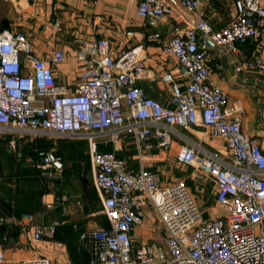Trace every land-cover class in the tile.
<instances>
[{
    "label": "built area",
    "instance_id": "2783aa9c",
    "mask_svg": "<svg viewBox=\"0 0 264 264\" xmlns=\"http://www.w3.org/2000/svg\"><path fill=\"white\" fill-rule=\"evenodd\" d=\"M131 1L142 19L186 24L176 25L174 35L163 41L155 36L164 53L177 61L175 72L162 75L169 104L148 96L138 84L154 77L141 47L119 51L101 37L79 41L69 50L55 45L43 56L26 32L0 30V137L9 136L13 148L24 137L88 142L94 185L109 222L80 235L89 264H264V151L243 130L241 102L230 105L208 65V43L238 52V44L252 40L254 54L236 71L264 77V3L234 0L233 20L217 31L199 12V0ZM60 24L56 19L54 25ZM68 56L82 66L71 90L59 85L55 74ZM179 128L204 129L226 144L230 161L193 143L178 153L180 164L214 183L219 214L205 218L183 182L164 183L158 173L144 168L133 173L124 159L101 149L105 143L120 149L132 135L138 145L157 138L156 146L167 151ZM54 151H38L39 169L58 171L60 158ZM150 213L161 225L164 245L135 234ZM23 218L32 220L29 214ZM6 223L0 210V264H59L45 255L8 256ZM59 224L35 226L32 239L54 235Z\"/></svg>",
    "mask_w": 264,
    "mask_h": 264
},
{
    "label": "crops",
    "instance_id": "0c3cea01",
    "mask_svg": "<svg viewBox=\"0 0 264 264\" xmlns=\"http://www.w3.org/2000/svg\"><path fill=\"white\" fill-rule=\"evenodd\" d=\"M169 1L175 2V0ZM262 2L264 3V0ZM198 10L217 31L230 24L236 13L234 0H199ZM56 19L61 22L58 28L54 25ZM176 25L186 27V24L180 20L165 19L152 23L140 18L137 15V3L131 0H98L97 2L0 0V30L26 32L33 38L37 51L43 56L55 45L64 46L69 50L70 47H76L79 41H91L101 37L109 38L115 49L119 51L141 47V53L145 57L144 64L153 71L154 77L139 81L138 84L148 96L164 105L169 104L170 91L169 86L162 81V75L169 71L175 72L177 61L164 53L162 43H159L155 36L159 35L162 41L170 38L174 35ZM200 43H203L202 37ZM238 48V52H232L228 48L208 43V65L211 68L213 80L227 92L230 105L232 106L237 101L241 102L243 130L247 135L256 137L264 151V77L236 71L239 64L252 57L255 44L249 40L238 44ZM81 67L74 57L68 56L67 60L55 69L59 85L70 90L74 89L71 85ZM259 111L260 118L258 119L257 112ZM2 138L0 137V145L4 142ZM36 141V139L24 137L19 139L16 145L20 146L19 149L24 147L20 151V159L24 156L30 164L37 161L38 168L40 159L34 158L35 154H32L33 151H39L38 148H33L36 146ZM149 143L152 147H148ZM156 143L157 138H151L138 145L134 136L128 135L120 149H116L111 143L101 145V149L114 152L124 159L129 171L138 173L141 168H144L158 173L164 183L175 180L157 170L156 166L165 164L168 157H172L177 164L184 166L178 161V153L185 144L193 143L225 161H230L231 158L222 139L215 138L200 128L177 129L173 143L167 151L158 148ZM53 148L55 156L60 158V162L56 164L58 171L42 170L40 172L42 179L37 180L36 194L31 195L24 202L19 214L15 212L18 208L14 201H11L10 205L14 208L12 211L2 210V213L8 215L3 214L7 223L2 229L8 230L10 236L14 238L30 240L33 249L24 251L18 257L13 256L5 245L4 247L7 255L11 257L32 258L45 255L59 264H73L67 242L61 240L59 236L55 239L52 236H46L42 241H34L32 239L33 228L55 222H59V225L66 222H77L82 223L86 230L108 227L109 222L102 213L101 198L94 185L88 142L61 138L60 141L46 149ZM128 153L131 155L130 160L125 158ZM84 158L87 159V166L78 167L76 162H81ZM15 173L14 180L17 175L19 176L16 170ZM213 186L215 194L214 183ZM0 194L4 192L0 191ZM35 196L38 198L36 213L39 220L33 222V219L28 220L22 217L24 214H29L26 211L34 210L31 206ZM211 214H219V208L217 213L212 212L204 216L208 218ZM154 219L158 221L155 213H150L149 220L143 226L137 227L135 234H140L147 240H155L153 237L157 236V232ZM156 240L160 241V239ZM58 251L62 252V259Z\"/></svg>",
    "mask_w": 264,
    "mask_h": 264
},
{
    "label": "rangeland",
    "instance_id": "374dc122",
    "mask_svg": "<svg viewBox=\"0 0 264 264\" xmlns=\"http://www.w3.org/2000/svg\"><path fill=\"white\" fill-rule=\"evenodd\" d=\"M247 111H245L246 113ZM257 117L258 119L260 118V111L257 112ZM251 119V118H250ZM44 138V137H42ZM3 145H0V180H5L6 183L11 185L12 187L16 186V183H13L10 181V178H5L4 175L2 174L3 171V166H6L8 163L13 167L14 169L18 167V161L20 160V151L24 149L22 147L21 149L20 146L16 145L15 148H13L10 145V137L6 136L3 137ZM51 144L56 143L60 141L61 138L58 137H51L47 138ZM63 139V138H62ZM71 139V138H68ZM46 141V140H45ZM47 145V144H46ZM36 149V148H35ZM34 149V150H35ZM39 150V148H38ZM40 151V150H39ZM22 153V152H21ZM131 155L128 153L125 155L126 160H130ZM17 162V163H16ZM78 167L82 165V167L87 166V159H82L81 162H76ZM157 170H160L163 172L164 175L167 177L173 178L175 181H180L183 182L190 190L192 196L200 206L201 210L203 211L204 215H208V213H217L218 212V206L216 205L215 199H214V186L212 181L208 180L205 176L201 175L198 173L194 168L191 167H184L175 162V160L172 157H168L166 160L165 164H160L156 166ZM14 189V188H13ZM0 199L3 201L7 202V198L4 194H0ZM37 197L35 196L32 200V206L31 209L33 208L34 210H28L26 213H29L33 219V222L35 220H39L37 217ZM9 201V200H8ZM31 205V204H29ZM1 212H3L1 209ZM5 216L7 215L6 213H2ZM8 216V215H7ZM23 218V217H22ZM155 220V219H154ZM155 229H156V234L157 238L153 237L155 239H160L162 241V229L161 225L158 221H154ZM159 228V229H158ZM162 244L164 245V242L162 241ZM32 243L30 240L27 239H22V238H14V236H11V239L5 243V247L10 251V253L13 254V256H18L20 257V254H22L24 251L31 249ZM4 247V248H5ZM33 249V248H32ZM59 255H62L61 251H58ZM63 255L60 257L62 259Z\"/></svg>",
    "mask_w": 264,
    "mask_h": 264
},
{
    "label": "trees",
    "instance_id": "16d2710c",
    "mask_svg": "<svg viewBox=\"0 0 264 264\" xmlns=\"http://www.w3.org/2000/svg\"><path fill=\"white\" fill-rule=\"evenodd\" d=\"M36 146L33 148H39V150H47L46 148L52 146L54 143H50L47 141V138H38L36 139ZM47 142H46V141ZM47 144V145H46ZM34 155V158L40 159L41 158L38 155V151L32 152ZM36 158V159H37ZM18 167L15 169L11 167V165L8 163L6 166H3V171L2 174L4 175L5 178H10V181L13 183H16V186L12 187L8 183L5 182V180H0V191L4 192V195L7 198V202L3 201L0 199V208L10 212L12 211V206L11 201H14L16 204L17 208L15 210L16 213H20L22 211L21 206L25 204L24 202L29 199V197L34 194H36V189H37V180L42 177L40 176V170L37 168L36 163L30 164L29 162L26 161L24 156L18 161ZM17 163V162H16ZM15 170L19 174V176H16V179L14 180V175ZM1 174V173H0ZM30 176V177H29ZM15 190H14V189ZM9 200V201H8ZM12 203V205L14 204ZM6 229V228H5ZM84 230L83 224L82 223H77V222H66L63 225H59L57 227V230L52 237L55 239L59 236L61 240L67 242L68 248H69V253L71 260L73 264H88L89 259L87 253L80 247L79 244V238L81 235V232Z\"/></svg>",
    "mask_w": 264,
    "mask_h": 264
}]
</instances>
